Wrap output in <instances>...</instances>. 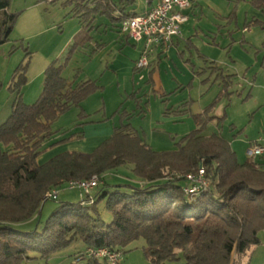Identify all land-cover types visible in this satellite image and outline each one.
Wrapping results in <instances>:
<instances>
[{
    "label": "trees",
    "instance_id": "1",
    "mask_svg": "<svg viewBox=\"0 0 264 264\" xmlns=\"http://www.w3.org/2000/svg\"><path fill=\"white\" fill-rule=\"evenodd\" d=\"M11 1L0 0V47L10 41L21 14L10 13ZM44 2L55 0H37ZM135 2L67 0L64 5L72 8V17L82 27L93 28L97 16L119 24L134 16L128 9ZM251 4L264 14V0ZM257 24L253 20L246 27ZM71 54L72 50L61 64H49L42 93L32 105L22 98L27 66L15 70L10 85L16 94L12 114L0 125V264H24L31 252L48 257L77 238L87 249L123 253L144 239L143 252L150 264H166L181 256L186 264H237V257L259 245V233L264 231V169L254 162L240 163L223 137L203 135L207 123L216 118L210 116L211 107L194 117L197 128L173 152L152 149L125 122L131 115L124 113L112 137L93 152H64L39 164L48 148L61 143L51 141L52 123L102 89L96 81L75 83L64 77ZM222 78L228 88L230 81ZM48 142L51 146L46 148ZM127 166L133 167L139 184L115 185L112 192L101 188L107 173ZM201 166L209 186L188 198L185 177ZM94 176L101 184L93 203L62 202L41 230L24 233L16 229L41 213L47 192ZM102 201L112 214L109 224L99 215L97 205ZM90 260L88 264H105Z\"/></svg>",
    "mask_w": 264,
    "mask_h": 264
},
{
    "label": "rangeland",
    "instance_id": "2",
    "mask_svg": "<svg viewBox=\"0 0 264 264\" xmlns=\"http://www.w3.org/2000/svg\"><path fill=\"white\" fill-rule=\"evenodd\" d=\"M66 1L39 4L37 0L11 1L10 13L21 14L10 41L0 47V125L12 114L16 94L10 85L15 70L27 66L22 98L32 105L42 93L49 64L65 62L72 50L66 76L79 74L82 81L91 78L102 89L91 94L81 107L69 109L52 123L51 141L61 143L48 148L44 160L66 150L80 152L89 143L111 138L124 113L131 115L125 122L152 149L173 152L177 143L197 128L194 117L210 107V116L216 118L207 123L203 135L225 138L231 146L234 144L239 162L248 160V143L264 134V14L250 0L238 10V0H218L226 14L213 21L210 12H204L203 25L213 32L209 37L202 35L194 48L182 49L183 56L176 49L160 59L150 55L149 67L138 72H129L125 65L114 62L131 63L143 43L136 44L122 36L118 22L104 16L96 17L93 28L82 27L78 18H72V8L64 5ZM145 1L136 0L137 8L145 6ZM249 9L259 14L263 22L246 27V22L252 20L247 16ZM218 24L227 27L220 29ZM214 40L216 46L212 45ZM96 44H102L105 51L101 53L102 48L96 49ZM216 67L220 72L215 71ZM222 76L230 81L228 88L224 87ZM49 146L50 142L45 145ZM132 169L127 166L107 173L102 184L100 181L101 188L112 192L115 185L139 184ZM97 191L91 192L93 197ZM79 201V192L63 186L59 200L45 202L33 220L15 227L24 233L41 230L62 202ZM97 206L100 217L109 224L112 214L105 201ZM259 239V245L237 257V264H264V231L259 233ZM144 246L145 240L139 239L126 247L121 264H150ZM86 251L84 241L77 238L48 257L31 252L24 264H88L91 260ZM166 264H186V261L181 256Z\"/></svg>",
    "mask_w": 264,
    "mask_h": 264
},
{
    "label": "built area",
    "instance_id": "3",
    "mask_svg": "<svg viewBox=\"0 0 264 264\" xmlns=\"http://www.w3.org/2000/svg\"><path fill=\"white\" fill-rule=\"evenodd\" d=\"M193 0H158L149 11L124 19L119 24L120 34L135 43H143L141 57L136 61L135 67L143 69L149 67V57L155 49L167 50L175 38L182 35V26L187 22L186 11L193 7ZM250 159H264V134L260 136L255 145L247 150ZM187 184L184 193L193 198L207 190L209 186L206 170L203 166L197 173L185 177ZM97 176L89 180L70 181L65 187L68 190L80 193L84 204L93 203L91 192L100 185ZM62 188L53 189L46 193L44 201H57ZM86 256L92 260L103 261L105 264H120L124 258L121 251H111L108 248H88Z\"/></svg>",
    "mask_w": 264,
    "mask_h": 264
},
{
    "label": "crops",
    "instance_id": "4",
    "mask_svg": "<svg viewBox=\"0 0 264 264\" xmlns=\"http://www.w3.org/2000/svg\"><path fill=\"white\" fill-rule=\"evenodd\" d=\"M136 1V0H135ZM158 0H146L145 1V6H143L142 8H137V2H135V5L131 8L128 9V12L133 13L135 15L138 14H143L149 10H151L156 4H157ZM193 7L186 11L185 14L188 16V20L186 23L183 24L182 26V35L180 38H175L172 42V44L169 46V48L165 51L162 50L160 48L155 49L153 51V53L151 54L152 57H154L155 59L158 58L160 59L163 56H165L166 53H169L170 51L176 49L178 52H180V54H182V56L185 54V51L182 49H186V50H190L191 48L195 47V43L201 41V36L205 35V37L208 36V34H212L213 32L211 31H207L206 27L203 25V17H204V12L209 11L210 14L213 16V21L216 20V18L218 16L223 17L222 15H225L226 11L223 10V7L221 6L220 1L218 0H193ZM239 4L236 6L237 10L239 8V6L243 3L245 4V2H247L246 0H238ZM250 2H252V0H250ZM246 8H248V6L245 5ZM207 8V9H206ZM138 11V12H136ZM231 15V14H230ZM250 15L252 17L251 21H247L246 25L250 22H252L253 20H258L260 23L263 22L261 20V16L259 14H257L255 11H253V9L250 11V9L247 12V16ZM74 18V17H72ZM230 18V17H229ZM247 19V18H246ZM214 23V22H213ZM221 23V22H220ZM231 23V22H230ZM119 25V23H118ZM216 25V24H214ZM219 28H224L227 27L226 25L223 24H218ZM229 25V24H228ZM209 37V36H208ZM132 41V40H131ZM137 44V43H136ZM212 45H217L216 40L213 41ZM96 49H101L102 48V44H96L94 45ZM182 50V51H181ZM104 48L101 49V53L104 52ZM141 51L142 48L140 47L137 52H136V56L134 57V59L131 61V63H127V62H123L121 60H116L114 63L119 62V64L121 65H125L126 69L131 72L132 70L135 72H138L142 69H137L135 67V63L136 61L140 58L141 56ZM109 58V57H107ZM154 59V60H155ZM101 62V61H100ZM123 62V63H121ZM99 66L101 67V64H99ZM109 68H113V66L108 65ZM144 69V68H143ZM215 69V68H214ZM217 71L220 72V68H217ZM223 74V73H220ZM218 74V75H220ZM64 77L67 78L68 80L75 82V83H82V82H86V80L82 81L80 80V75L79 74H74L72 77H67L66 76V70L64 71ZM91 78H89L90 80ZM88 81V80H87ZM98 83V82H97ZM216 117V116H215ZM260 138V137H259ZM252 140L248 143V146L251 147L253 145L256 144V142L258 141V139ZM225 139V138H224ZM107 140V139H106ZM226 140V139H225ZM103 141H97L94 143H89L85 146L84 150H81L80 152L83 153H91L90 151H92L93 149H97L103 142ZM231 145V144H230ZM248 147V148H249ZM232 150L236 153L237 159H238V154L237 152L233 149L234 148V144L233 146H231ZM73 150H66L65 152H72ZM77 151L78 150H74ZM94 151V150H93ZM64 153V152H62ZM61 154V153H59ZM58 155V154H57ZM51 156L48 160H44V154L38 159L39 164H44L46 162H48L51 158L55 157ZM246 156H247V151H246ZM248 158V156H247ZM239 161V160H238ZM246 162H254L256 163L258 166H260L261 168L264 169V159H259V158H254V159H250L248 158V160H246ZM241 163V162H240ZM245 163V162H244ZM82 257V256H81Z\"/></svg>",
    "mask_w": 264,
    "mask_h": 264
}]
</instances>
